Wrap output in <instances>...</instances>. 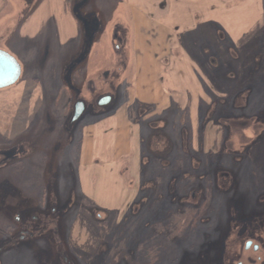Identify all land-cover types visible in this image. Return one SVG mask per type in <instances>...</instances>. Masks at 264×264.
<instances>
[{
  "label": "rangeland",
  "instance_id": "rangeland-1",
  "mask_svg": "<svg viewBox=\"0 0 264 264\" xmlns=\"http://www.w3.org/2000/svg\"><path fill=\"white\" fill-rule=\"evenodd\" d=\"M80 1L83 3L77 6L76 15L81 27L86 22L94 27L97 20L101 23L95 38L88 44L85 58L79 59L85 49L86 34L80 28L79 38H66L62 15H48L47 18L39 15L40 20L32 23L31 34L27 30L26 36H22L23 21L13 38L16 44L12 51L22 64L23 74L15 85L0 89V146L7 147L12 140L24 138L37 142L38 147L23 169L0 171V181L9 177L33 201L41 200L46 191L49 201L52 198L49 190L53 187L50 171L55 170L58 214L45 234L4 254L1 264H46L44 255L49 257L56 247L63 250V258L58 257L63 264L66 255L77 264H237L238 261L248 264L257 257L260 264H264L263 237L254 238V243L263 241L260 250L244 248L245 241L252 236L251 227L264 217V138L257 136L264 131V119L253 123L249 115L253 110L247 109L250 103L256 113L264 110V88L257 87L254 96L248 95L247 90L253 73L257 83L264 84V0H219L230 12L218 21L220 25L239 31L245 29V32L250 29L245 38L241 36L232 41L238 51L232 46L230 53L224 51V57L231 55L236 59L233 61L231 57L230 63H233L225 70L236 77L234 83L239 82L241 97H236L237 92L215 96V105L207 110V117H196L194 126L185 110L167 113L176 114L177 120L179 118L188 125L192 135L193 132L200 133L198 151L190 146L191 153L188 154L196 157L191 160L178 150L170 158L151 159V163L143 165L142 176L133 177V198L129 201L124 197L128 192L125 179L130 177L124 173L118 185L117 199L107 208L99 205L116 191L113 172L95 166L88 179L92 191L88 196L83 193L79 167L83 129L92 122L99 124L101 119L114 115L127 104L133 120V151L147 154L143 137L150 135L152 130L149 121L139 115L153 113V107L133 105V98L137 100L135 51L131 47L129 55H125L124 35L121 36L116 28L124 16L125 23L131 22L125 0ZM162 1L167 4L166 0ZM68 2L70 7L72 0ZM44 4L47 0H39L31 13H36ZM11 8L9 5L5 11ZM25 13L28 23L31 16L27 9ZM87 15L95 17L91 16L92 20H89ZM111 26L113 29H109ZM215 29V25H207L204 30L209 45L214 42L213 37H220L218 31L219 36L212 34ZM50 38L54 53L42 60L40 48L50 42ZM26 40L27 47L23 51L20 44H26ZM4 42L0 41V44L3 46ZM119 45L123 47L121 53L117 50ZM221 74H224V67ZM157 79L162 84L163 76ZM75 89H79L86 109L70 127L68 120L72 119L79 96ZM107 94L113 96L112 101L100 105L99 101ZM234 104H245L248 117L238 120ZM165 119L160 124L167 121L172 139L179 141L182 126L176 121L172 125ZM243 120L250 121L251 126L240 127L238 121ZM126 161L130 163L127 159L123 166ZM190 162L192 166L202 168L199 172L193 170L194 178L190 181H182L187 175L184 171L190 169ZM173 183L175 191L170 190ZM198 183L205 186L206 206L199 213H181L189 208L184 204L185 196L190 195L191 188ZM72 193L74 201H71ZM187 214L188 220L183 219ZM178 218L183 219L185 225L176 229ZM242 236L243 239H237ZM238 241L240 245L236 244ZM234 256L237 257L232 259Z\"/></svg>",
  "mask_w": 264,
  "mask_h": 264
},
{
  "label": "crops",
  "instance_id": "crops-1",
  "mask_svg": "<svg viewBox=\"0 0 264 264\" xmlns=\"http://www.w3.org/2000/svg\"><path fill=\"white\" fill-rule=\"evenodd\" d=\"M38 1L0 0V41H5L3 43L4 47L1 44L0 47L14 55L12 50L15 49L16 41L13 38L20 30L21 22L25 21L24 26L21 28L22 36H26L27 30L31 34L32 23H37L40 20L39 15L45 18L48 15L53 17L62 15V28L66 38H79L81 30L85 34V28L84 26L81 27V22L78 21L76 15V8L81 4L80 0H72L70 7L67 4L68 0H47V4H44L36 13H31L38 5ZM166 1L167 4L162 0H125L129 8L131 22L125 23L124 16L121 24L116 27L117 30H120L121 36L122 34L124 35L122 38L125 51H127L125 55H129L131 47L135 51V96L137 100L133 98L136 101L135 103L133 101V105L153 107V113L139 115L143 120L149 121L150 127L151 122L158 117H165V120H170L172 125H175V121L177 125H180L176 114H167L170 111L177 110L189 112L192 126H194L196 117L201 118L205 115L207 117V110L210 111L215 105V96L237 92L235 94L237 95L236 97H241L242 92L239 89V82L234 83L233 81L236 80V77H233V74L227 73L225 70L227 66L229 68L231 57L233 61L236 59L229 54L228 57H224V51L225 53H230L231 46L238 51V47L234 46L232 41L235 42V39L237 40L241 36L245 38L250 29L245 32V29L239 31L237 28L234 29V27L230 29L229 26H226V28L220 25L218 21L223 18V15H229L230 12L223 8V4L219 0ZM9 5L12 8L6 12L5 10ZM26 9L31 16L28 23L25 13ZM242 21L245 22V19ZM207 25L208 27L215 25L216 29L210 31L214 35H218L217 31L220 34L219 38L213 37L212 41L214 42H211L212 44L210 45L207 43V32L204 31L205 29L207 30ZM112 26L109 29H113ZM48 41L50 42L40 48L39 56L43 52L41 50L46 46L51 51L50 55L54 53L51 38ZM20 46H22L24 51V48L27 47V40L26 44L23 43ZM121 47V45L117 47L120 53ZM15 53L17 54V52ZM231 54L233 55V53ZM122 58L124 59V57ZM231 63L230 66L232 65ZM219 65L222 68L224 67V74H221L222 68L219 69ZM161 75L163 76L162 84L157 79ZM255 76V73H253L251 76L252 81L247 87L248 95L250 96H254L257 87L264 88L262 82L257 83ZM230 89H232V92ZM251 107L252 105L249 103L247 109L248 111L253 110V114H249L253 117V123L257 119L259 122L260 120L263 121L264 110L261 113H256L255 108L252 109ZM130 111L127 104H125L114 115L107 116L103 118L104 120L101 119L102 121L99 120V124L92 122L86 124L83 129L79 153L81 182L85 186H83L85 191L83 193L88 196L92 191V188H89L88 179L92 175L91 173L95 166H101L102 169H107L116 175L114 181L116 191L109 200L99 205L102 208L114 205L113 202L117 199L118 185L124 173L130 177L125 179L128 192L124 198H127L125 201L132 199L133 194H131V191L134 190L132 185L134 182L132 181L133 177L142 176L141 169L143 165H148L152 160L156 159V154L149 145L151 140L149 135L143 137L146 139L147 154L142 153L140 150L138 152L133 151V120ZM248 123L250 124V121ZM253 126L257 129L256 124ZM199 134V132H193V135L191 133V138H189V147L191 146V149H194L195 152L198 151ZM257 136L264 138V131H261V134L260 132L259 134L257 133ZM172 141L180 143V138L179 141H174L173 139ZM183 156L187 157V155ZM167 158L170 157L168 156ZM123 159H130V163L126 161V166H123V161H125ZM136 192H139V188L136 189ZM71 201H74V196Z\"/></svg>",
  "mask_w": 264,
  "mask_h": 264
},
{
  "label": "flooded vegetation",
  "instance_id": "flooded-vegetation-1",
  "mask_svg": "<svg viewBox=\"0 0 264 264\" xmlns=\"http://www.w3.org/2000/svg\"><path fill=\"white\" fill-rule=\"evenodd\" d=\"M83 2L81 1V4ZM80 4V5H81ZM95 17V15H87V19L92 20V17ZM96 26L89 25L84 23L83 26L85 28V45L83 48L84 51L81 52V56L79 59L85 58L87 47H89V43L93 38H95V35L98 33L99 27L101 25L100 21H96ZM43 51L41 53L42 60L50 56L51 51L49 50V47L46 46L45 49L41 50ZM70 80V79H69ZM78 92L79 95V89H75ZM113 98V97H112ZM111 98V101H112ZM77 101L83 102L84 109L83 112L86 109V102L80 98V95L77 98ZM57 100V97L55 98ZM109 104V103H108ZM104 106V105H103ZM236 108V115L235 117L238 118V120L242 117V119L247 118L248 116L245 115V111L247 110L244 105L242 106H234ZM75 112V105L74 110L72 114V118ZM82 112V113H83ZM234 115L231 117L233 118ZM253 118V117H252ZM226 121H230L229 118H225ZM161 121H164L163 118H155V121L153 120L151 122V133L149 137L150 145L154 149V153L156 154V160H161L172 157L175 152H179L183 155H187L191 160L192 158L196 157V155L189 156L188 154L191 153L190 151V141L189 138H191V132L189 130L188 125L183 124L179 120V126L180 132L178 135V138H180V143H176L172 141V136L169 133L167 129L168 122L165 121V123H161ZM185 121V120H184ZM75 121L71 119V117L68 120V125L71 123H74ZM237 122V120H236ZM242 122V123H241ZM238 124L240 127H247L250 126L248 121H238ZM71 127V125H70ZM229 130V126H228ZM230 131V130H229ZM153 140V141H152ZM57 145V144H56ZM150 146V147H151ZM38 147L37 142L31 141V139H15L11 141L10 146L4 147L3 145L0 146V171L11 168V170H19L23 169V167L27 163V159L30 158L32 152L36 151L35 148ZM192 162H190V166L188 168L189 171H184V174H187L184 178L185 180L182 181H189L191 178H194L195 172L193 170L198 171L201 169V166H192ZM199 172V171H198ZM204 173V172H203ZM201 173V174H203ZM51 176V184L53 187H50L49 192H52L49 198V201H47V192H44L43 198L41 200L33 201L31 197L27 195L25 190L22 187H19L17 184L11 181L9 177H5L2 181H0V264L2 260V256L6 254L7 252H12L14 250H17L19 247H21L23 244H27L29 240H33L38 236H41L45 234L49 226H51L52 222L54 221L55 215L58 214L56 206L58 205V193H57V176L56 171L53 170L50 171ZM176 180V179H175ZM173 180L171 181V183ZM186 183V182H185ZM176 184V181H175ZM175 184H171L170 190L175 191L176 186ZM205 186L202 183H198L194 187L191 188V192L189 198L188 196H185V205L188 206V209H183L181 213H199L204 206L207 204V198H205ZM48 192V193H49ZM179 197V195H178ZM51 201V205L47 202ZM186 220H188V214L185 215ZM262 221H259V224L253 225L250 229L252 232V238L250 237L249 240L245 241V249L250 250L251 248L255 251L260 250L262 245L260 244L263 241H260V243H254V238H264V217L261 218ZM260 220V219H259ZM238 240L243 239L242 237H238ZM248 242H251L250 245L247 246ZM238 241L236 244H239ZM39 247V246H38ZM49 257L46 256V260L48 261L46 264H63L62 261H58L59 258H63V250L60 247H56L54 249V252H50ZM237 256L232 257V259L236 258ZM42 259L45 260V258L42 257ZM65 264H77L75 260H71L68 255L64 257ZM63 259V260H64ZM74 262V263H73ZM237 264H244L243 261H238ZM248 264H260V258L257 257L255 259H252Z\"/></svg>",
  "mask_w": 264,
  "mask_h": 264
},
{
  "label": "water",
  "instance_id": "water-1",
  "mask_svg": "<svg viewBox=\"0 0 264 264\" xmlns=\"http://www.w3.org/2000/svg\"><path fill=\"white\" fill-rule=\"evenodd\" d=\"M22 67L17 58L7 50L0 48V88L13 85L20 78ZM111 96H106L100 100V104H106ZM84 109L83 102H78L75 106L73 119H78ZM251 242H248L247 246Z\"/></svg>",
  "mask_w": 264,
  "mask_h": 264
},
{
  "label": "trees",
  "instance_id": "trees-1",
  "mask_svg": "<svg viewBox=\"0 0 264 264\" xmlns=\"http://www.w3.org/2000/svg\"><path fill=\"white\" fill-rule=\"evenodd\" d=\"M72 195H73V193H72ZM72 197H73V196H72ZM183 219H185L184 216H183ZM183 219H179V218H178V220L175 221L176 229H178L179 227H184V225H185V221H184ZM181 222L183 223V225H181Z\"/></svg>",
  "mask_w": 264,
  "mask_h": 264
}]
</instances>
